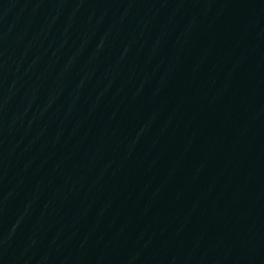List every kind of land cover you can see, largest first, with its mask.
<instances>
[{
    "label": "water",
    "instance_id": "obj_1",
    "mask_svg": "<svg viewBox=\"0 0 264 264\" xmlns=\"http://www.w3.org/2000/svg\"><path fill=\"white\" fill-rule=\"evenodd\" d=\"M0 264H264V0H0Z\"/></svg>",
    "mask_w": 264,
    "mask_h": 264
}]
</instances>
